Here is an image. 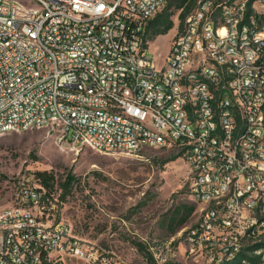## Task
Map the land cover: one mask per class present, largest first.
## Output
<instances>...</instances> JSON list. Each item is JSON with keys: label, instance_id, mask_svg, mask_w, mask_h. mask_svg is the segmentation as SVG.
I'll use <instances>...</instances> for the list:
<instances>
[{"label": "built area", "instance_id": "2783aa9c", "mask_svg": "<svg viewBox=\"0 0 264 264\" xmlns=\"http://www.w3.org/2000/svg\"><path fill=\"white\" fill-rule=\"evenodd\" d=\"M32 1L0 0V135L44 127L75 152L172 149L198 205L186 250L264 264V0H195L160 65L145 30L168 0ZM60 204L17 180L0 264H114Z\"/></svg>", "mask_w": 264, "mask_h": 264}, {"label": "rangeland", "instance_id": "374dc122", "mask_svg": "<svg viewBox=\"0 0 264 264\" xmlns=\"http://www.w3.org/2000/svg\"><path fill=\"white\" fill-rule=\"evenodd\" d=\"M15 1L36 7L32 0ZM177 16L174 11L173 25H179ZM173 34L170 29L144 46L157 65L163 63ZM175 153L160 147H144L135 154L90 148L75 152L44 127L1 134L0 209L11 203L17 180H34L38 171L51 172L58 194V184L71 173L78 182L60 204V215L76 236L109 246L114 264H149L133 242L143 244L156 264H206L185 247L183 232L199 213L189 197L185 161L177 158L162 163ZM182 204H194L195 210L171 234L167 219Z\"/></svg>", "mask_w": 264, "mask_h": 264}, {"label": "trees", "instance_id": "16d2710c", "mask_svg": "<svg viewBox=\"0 0 264 264\" xmlns=\"http://www.w3.org/2000/svg\"><path fill=\"white\" fill-rule=\"evenodd\" d=\"M195 0H168L166 5L155 14V16L148 22L146 26V37L148 40H153L157 35L167 33L173 27V21L171 16L174 11H178L179 27H181L185 16L193 8ZM33 153V152H32ZM33 155V154H31ZM180 157V153H175L167 158H165L162 163L165 164L169 161H174ZM35 159V157H33ZM36 179L39 181L42 187L47 189L49 192L55 191V177L51 172L38 171L35 173ZM77 178L71 174L67 173L64 180L58 184L60 193H58V199L62 203L66 197L71 193V189L75 183H77ZM146 201L141 202L140 205H145ZM195 210L194 204L184 205L176 208L174 214H172L168 219V230L172 234L175 232L176 228L185 225L188 222L191 214ZM184 235V232H183ZM177 241L174 242V244ZM135 247L144 256L145 260L149 264H156L151 253L146 251L143 244L139 242H133ZM229 264H233L232 262Z\"/></svg>", "mask_w": 264, "mask_h": 264}, {"label": "crops", "instance_id": "0c3cea01", "mask_svg": "<svg viewBox=\"0 0 264 264\" xmlns=\"http://www.w3.org/2000/svg\"><path fill=\"white\" fill-rule=\"evenodd\" d=\"M176 27H177V24H174L173 27L171 28L172 30H174V34H175V31H176ZM174 34H173V35H174ZM173 35H172V37H171V39H170V41H169V43H168V47H167L166 54H167V52H168L169 45H170V43H171V40H172V38H173ZM155 38H156V37H155ZM155 38H154L153 40H155ZM151 41H152V40H151ZM148 42H150V40H148ZM148 42H147V43H148ZM166 54H165V55H166Z\"/></svg>", "mask_w": 264, "mask_h": 264}]
</instances>
